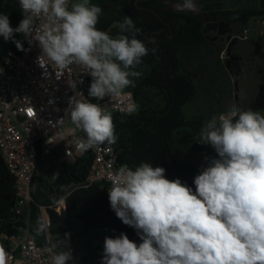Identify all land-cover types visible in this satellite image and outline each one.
Here are the masks:
<instances>
[{
  "label": "clouds",
  "instance_id": "clouds-1",
  "mask_svg": "<svg viewBox=\"0 0 264 264\" xmlns=\"http://www.w3.org/2000/svg\"><path fill=\"white\" fill-rule=\"evenodd\" d=\"M18 4L22 16L18 26L0 13L4 42L11 41L19 51H27L25 41L38 46L37 62L44 69L48 62L62 70L83 67L91 77L89 97L121 101L124 115L138 112L127 89L142 76L136 69L143 58L157 49H148L138 38L141 30L131 17L118 23L120 32L128 35L114 38L97 28L102 8L91 0H18ZM176 7L195 11L197 6L195 0H183ZM151 43H156L154 38ZM69 87L75 93L77 81ZM65 115L85 134L75 142L79 151L117 142L113 115L101 105L73 94ZM63 122V117L57 121ZM196 142L210 145L217 155L206 157L207 166L194 177L195 190L179 178H166V169L150 162L135 168L122 165L110 175V208L124 225L136 230L141 242L125 233L105 237L100 264H264V113L233 105L212 115ZM47 230V222L38 218L34 233L39 236ZM60 243L66 250L53 254L50 264L74 260L70 234L65 233ZM10 259L0 245V264H10Z\"/></svg>",
  "mask_w": 264,
  "mask_h": 264
},
{
  "label": "trees",
  "instance_id": "trees-1",
  "mask_svg": "<svg viewBox=\"0 0 264 264\" xmlns=\"http://www.w3.org/2000/svg\"><path fill=\"white\" fill-rule=\"evenodd\" d=\"M178 1V0H175ZM205 2H223L226 0H198ZM242 7L226 10L249 19L253 15H264V8L259 6L264 0H237ZM102 8L97 28L106 31L112 37L128 35L121 33L118 23L125 16L132 18L135 26L141 30L139 39L148 49L157 51L143 58V63L136 70L142 76L135 79V86L127 90L133 92L139 110L136 114L113 115L117 142L111 146L118 152L121 163L135 168L142 162H150L153 167L166 169V178H179L195 190L194 177L200 172L192 162L179 161L176 152L198 138L204 125L202 117L187 118L184 108L197 94V86L190 72H180L182 50H193L208 44L203 33V22L192 11H178L164 0H91ZM248 7V8H247ZM0 13L8 14L13 27L18 26L22 16L18 0H0ZM264 18V17H263ZM264 20V19H262ZM18 39H23L18 36ZM154 38L156 43H151ZM27 41L24 42V47ZM14 43L4 42L0 37V67L11 53H19ZM247 109L264 111V82L259 85L256 98ZM123 118V122H121ZM92 162L90 155H85L76 162H65L59 167L46 171L43 163L37 169L35 192L37 203L45 206L54 205L65 196L66 209L61 214L49 209L51 233L59 250H66L60 243L65 233L70 234V248L74 260L69 264H100L105 237H117L125 233L130 240L140 243L136 230L124 225L111 210L107 190L98 185L78 187L87 178ZM54 174H57L55 177ZM16 197V177L8 168L0 152V245L8 251L11 236L20 224L12 212ZM41 218L39 209L33 206L32 231ZM83 225V232L93 229L97 239L98 254L82 255L77 246L75 229ZM41 238L42 235H39ZM40 241H42L40 239Z\"/></svg>",
  "mask_w": 264,
  "mask_h": 264
},
{
  "label": "built area",
  "instance_id": "built-area-1",
  "mask_svg": "<svg viewBox=\"0 0 264 264\" xmlns=\"http://www.w3.org/2000/svg\"><path fill=\"white\" fill-rule=\"evenodd\" d=\"M40 23L37 21L38 26ZM25 49L27 51L11 53L0 67V152L16 177L12 212L20 222L16 231L6 238L10 264H50L51 256L60 250L51 233L48 209L61 213L68 194L49 207L35 201V177L40 163L48 171L52 166L76 162L90 155L89 173L78 187L98 185L106 190L110 188V175L122 165H128L120 162L118 152L111 146L102 144L89 153L75 147L76 140L83 139L85 134L65 115L68 99L75 94L76 99L97 103L112 115H124L120 111L123 103L107 97L104 100L89 97L91 77L83 67L72 65L62 70L48 62L44 69L37 62L39 47L27 43ZM72 81H77L75 93L69 87ZM61 117L64 122L58 124ZM33 206L48 224L47 233L41 238L31 228ZM71 251L73 253V249Z\"/></svg>",
  "mask_w": 264,
  "mask_h": 264
},
{
  "label": "rangeland",
  "instance_id": "rangeland-1",
  "mask_svg": "<svg viewBox=\"0 0 264 264\" xmlns=\"http://www.w3.org/2000/svg\"><path fill=\"white\" fill-rule=\"evenodd\" d=\"M177 9L183 0H164ZM75 2V0H74ZM194 12L204 13L208 9L237 10L242 4L237 0L211 3L195 0ZM260 6V3H259ZM248 8V7H247ZM261 19L255 20L258 24ZM264 21V20H263ZM113 34V33H109ZM212 35L211 32H209ZM249 39L233 45L232 56L238 58L236 64L228 54L227 41L210 42L193 50H182L180 72H190L197 86V94L184 108L187 118L202 117L204 124L212 115L227 111L236 105L245 110L256 98L259 85L264 82V28L250 31ZM120 35L113 36L114 38ZM264 113V111H261ZM195 136L192 143L176 152L179 161L192 162L199 172L207 166V158L217 154L210 145L197 143ZM62 152L59 150V154ZM56 166H52L54 168ZM36 177L35 179L37 178ZM49 212V210H48ZM76 242L82 255H97V239L93 229L83 232V225L75 229Z\"/></svg>",
  "mask_w": 264,
  "mask_h": 264
},
{
  "label": "flooded vegetation",
  "instance_id": "flooded-vegetation-1",
  "mask_svg": "<svg viewBox=\"0 0 264 264\" xmlns=\"http://www.w3.org/2000/svg\"><path fill=\"white\" fill-rule=\"evenodd\" d=\"M211 3H215V2H211ZM260 6H262V8H264V2H262L260 4ZM225 11L226 10H224V9L220 10V9L212 8L210 10L208 9V11H206L204 13H198V12H195V13L198 14L199 18L203 22V33H204L205 37L207 38V40L212 42V43L215 42L216 40L227 41V43H228V54L233 59V57H236V56L231 55L233 45H235L236 43H238L240 41L248 40L249 35H250L249 34L250 28L244 19L243 25L237 24L235 26L238 29L242 28V26L244 27V30H245V34H244L245 37L244 38L238 37L235 33L228 31L229 29H233L232 24H231L232 21L230 19L222 20L221 18L222 17L231 18L236 13H234V14L233 13H226ZM192 12H194V11H192ZM238 15H239V17L236 18L233 22H239L241 20V18L244 17V16H241L240 14H238ZM259 16H264V15H259ZM205 18H210V19L208 21H204L203 19H205ZM262 19H264V18H262ZM257 20H259V19H257ZM207 28H210V29L204 31ZM263 28H264V24H262L259 27L260 30H262ZM209 32H211L212 35H210ZM237 60H238V58H234L232 61L236 64V62H238Z\"/></svg>",
  "mask_w": 264,
  "mask_h": 264
},
{
  "label": "water",
  "instance_id": "water-1",
  "mask_svg": "<svg viewBox=\"0 0 264 264\" xmlns=\"http://www.w3.org/2000/svg\"><path fill=\"white\" fill-rule=\"evenodd\" d=\"M239 17V15L238 14H235V15H233L231 18H228V17H222L221 19L222 20H228V19H230L231 21H232V27H233V29H229L228 31H231V32H233V33H235L238 37H241V38H244L245 36H244V34H245V30H244V27L242 26V28H240V29H238V28H236L235 26L237 25V24H241V25H243V22H244V17H242L241 18V20L239 21V22H233L236 18H238ZM264 16H259V15H253V16H251V18H250V21H249V26H250V31H259L260 29H259V26L257 25V26H254L253 24H254V20L255 19H258V18H263ZM210 18H205V19H203L204 21H208ZM210 28H207V29H205L204 31H206V30H209ZM237 39V38H236ZM234 58H237V57H233V59ZM90 152V150L89 151H87V153H89Z\"/></svg>",
  "mask_w": 264,
  "mask_h": 264
},
{
  "label": "crops",
  "instance_id": "crops-1",
  "mask_svg": "<svg viewBox=\"0 0 264 264\" xmlns=\"http://www.w3.org/2000/svg\"><path fill=\"white\" fill-rule=\"evenodd\" d=\"M262 24H264V21H263L262 19L260 20V22H259L258 24H255V23H254L255 26L258 25L259 27H260Z\"/></svg>",
  "mask_w": 264,
  "mask_h": 264
}]
</instances>
